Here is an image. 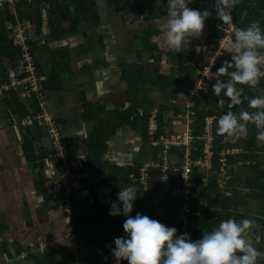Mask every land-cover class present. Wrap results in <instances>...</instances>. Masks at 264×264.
<instances>
[{"label": "trees", "instance_id": "obj_1", "mask_svg": "<svg viewBox=\"0 0 264 264\" xmlns=\"http://www.w3.org/2000/svg\"><path fill=\"white\" fill-rule=\"evenodd\" d=\"M97 1L34 0L18 1L14 5L6 3L0 7V84L9 81L10 69L19 65L21 57L20 49L14 45L10 37L8 23L16 24L27 20L33 24L34 33L37 36V39L30 40V42L38 63L42 88L45 91L59 89L57 85L62 82L63 73L72 69L71 62L74 53L79 55L84 51L94 52L96 43L102 48L105 47L103 35L98 31L100 15ZM107 2L116 12L121 13L124 19L131 13L137 20L143 22V26L134 30V36L140 46L139 53H148L149 59L153 60L147 59L144 62L137 61L124 65L122 78L125 80L126 87L124 91L120 92L119 104L107 115L100 112L102 109L106 111V103L99 101L90 103L88 112L97 115V124L87 138L88 160L96 168H101L105 163L102 158L108 149L107 141L120 126L129 125L147 137L148 117L154 108H158L161 124L159 131H166L165 114L170 109H174L175 113H183L186 110L185 106L181 107L168 99L177 96V89L181 85L186 88L194 86L199 76L198 68L208 63L210 55V48L199 51L193 49L183 54H176L172 50L165 51L161 48L156 38L162 34V31L154 21L168 14V0H107ZM190 6L203 9L202 4L196 0H190ZM234 15L237 27H246L252 21H259L264 27V0H239L234 8ZM215 18L220 17L215 14L214 8L213 16L207 17L210 28V33L207 36L209 44L217 42L222 33L216 28ZM78 33H83L85 40L75 48H70L69 45H50L53 41L65 40ZM164 55L169 57L172 64L168 73L163 72L161 68ZM230 58L231 53L217 56L215 70ZM96 62L98 59L92 65L93 70L100 65ZM88 67L90 68L89 64L84 65V68ZM93 70L90 72L91 74ZM42 74L45 77L41 76ZM218 74L223 79L229 78L226 74ZM217 77L209 80L206 89L194 96L193 134L195 139L193 144L195 148L192 149L191 156L197 158L203 155V135L207 116H214L215 139L213 167L207 169L197 164L192 165L190 210L184 212L182 198L172 195L170 191H163V187L158 183L154 184L153 190L149 193L142 192L139 188L135 204L142 207L143 214L157 218L168 226L177 227L178 234L188 232L193 239L200 238L205 230L208 231L218 226L223 219L235 217L239 220L248 217L254 221L251 226L254 230L252 237L255 239V234H258L262 241L264 240V159H260L258 153L264 152V142L257 141L256 132L258 129L253 122L248 123L247 135L241 133L242 135L230 136L227 133L217 132V121L220 115L229 110L235 113L245 109L250 112L255 111L256 109L249 105L248 98L264 95V78H260L256 86L246 83L239 85L243 88L241 102L229 109L227 103L223 105L219 103V97L212 88ZM148 86L154 87L161 93H166L169 98L166 101L152 99L146 91ZM221 95H223V90ZM33 99L36 102L29 108L20 100L17 92L10 91L0 96V103L5 106L11 122L23 129L24 151L39 168V174L42 177L40 183L44 189H48L43 183L45 182L43 163L49 150L38 146V143L46 135L45 129L37 123L34 127L21 125L23 116L41 109L37 98L33 96ZM229 99V97H225L226 101ZM140 108L143 109V114L139 113ZM227 149L230 151L226 152L224 156L226 157V173L229 178L226 183L221 185L218 171L222 164L221 153ZM184 154V146L174 145L169 152L170 158H173L177 164L182 162ZM160 158L161 154L157 159ZM140 165L142 163L134 168L132 166H113V168L122 176L123 184L130 185L128 174L130 171H137ZM159 171L158 168H154L153 176H156ZM170 174L173 176L172 183L179 185L181 182L177 177L178 172L170 170ZM205 178L208 179L207 183L204 182ZM106 187L110 192L106 189L105 196L112 198L113 189L110 185ZM253 207L255 212L252 211ZM182 215L184 218L180 219L179 216ZM78 216L75 208L73 218L76 222H78ZM77 231L80 238L79 225ZM34 257L37 264L57 263L51 249L36 254Z\"/></svg>", "mask_w": 264, "mask_h": 264}, {"label": "crops", "instance_id": "obj_2", "mask_svg": "<svg viewBox=\"0 0 264 264\" xmlns=\"http://www.w3.org/2000/svg\"><path fill=\"white\" fill-rule=\"evenodd\" d=\"M196 1L202 4V8L211 9L210 16H213L214 0ZM97 6L100 15L98 31L103 35L105 43L101 54L93 51H84L79 55L74 53L72 69L63 73L62 82L57 85L59 89L53 90L57 93L49 96L50 90L46 91V106L55 114L67 142L65 155L69 165L67 169L59 155L45 157L43 183L48 189H44L40 183L42 177L39 168L24 151L23 129L11 122L5 106L0 103V114L7 118H0V264H37L34 255L47 249L52 250L56 264H114L115 258L110 248L115 246V237L125 234L123 222L126 217L123 214L111 215L109 208L111 202L118 199L120 189L128 185L123 184L122 176L113 166L134 168L148 160L157 159L161 154L160 146L151 143L129 125H122L107 141L108 149L102 158L105 163L101 168L94 167L88 160L87 138L97 124V115L88 112L90 103H106V111L102 109L100 112L107 115L119 104L120 92L126 87L122 78L124 65L144 62L150 57L148 53H139L140 46L134 36V30L143 26L141 20H137L131 13L124 19L121 13L109 6L107 0H98ZM167 16L168 14L154 21L162 31L156 40L165 51L183 54L193 49L199 51L205 49V46L210 47L207 40L210 33L207 18L200 35L184 38L182 50L175 51L168 46L165 43ZM219 19L221 18H215L214 22ZM84 40L83 33H78L65 40L53 41L50 45H69L70 48H75ZM97 59L96 63L100 65L93 70L92 65ZM85 64H89L91 70L89 67L84 68ZM161 68L165 73L172 68L166 55L163 56ZM44 74L41 76L45 77ZM66 90L72 93L70 103L66 100ZM189 90L190 88L181 85L173 99H168L166 93H161L154 87L148 86L146 91L152 99H168L183 107L185 102L179 101L182 99L179 94H183L182 97L185 98L190 93ZM23 102L29 108L32 105L31 102ZM177 114L179 113H175L174 109L165 114L166 131L176 132L173 120ZM38 146L51 151L46 135ZM66 170L70 171L69 175ZM129 179L130 185L139 189L138 183L130 177ZM64 182L75 188L74 205L79 214L81 234L78 245H74L67 237L69 225L63 209L64 190L58 188V184ZM107 185L113 189L112 198L105 196ZM137 212L143 213V209L134 201L130 215L134 216ZM40 243L45 244L46 248L38 249ZM22 251L27 252L25 257L21 256ZM121 264H129V261L123 258Z\"/></svg>", "mask_w": 264, "mask_h": 264}, {"label": "clouds", "instance_id": "obj_3", "mask_svg": "<svg viewBox=\"0 0 264 264\" xmlns=\"http://www.w3.org/2000/svg\"><path fill=\"white\" fill-rule=\"evenodd\" d=\"M238 2L214 0L215 14L223 22H231L232 9ZM167 12L165 43L175 51L184 48L186 36L200 35L206 18L212 15L209 8L190 6V0H168ZM233 37L231 58L216 70L229 78L218 76L212 84L219 103H227L229 109L241 102L243 88L239 85L256 86L264 75V27L260 22L252 21L246 27L236 28ZM201 87L196 82L192 92L195 94ZM225 97L230 99L226 101ZM248 103L256 110L223 113L217 121V132L230 136L247 135L248 123L253 122L258 129L257 141L264 142V95L252 96ZM138 191L135 185L121 188L118 199L112 201L109 208L111 215L126 217L123 222L125 234L115 237V246L110 248L114 264H121L123 258L129 264H256L258 257L264 255L250 238L254 224L251 218L223 219L218 226L205 230L200 238L193 240L188 232L178 234L177 227L168 226L147 214L137 212L130 215ZM255 239L260 240V235L255 234Z\"/></svg>", "mask_w": 264, "mask_h": 264}, {"label": "built area", "instance_id": "obj_4", "mask_svg": "<svg viewBox=\"0 0 264 264\" xmlns=\"http://www.w3.org/2000/svg\"><path fill=\"white\" fill-rule=\"evenodd\" d=\"M18 1H34V0H0V7L6 3L14 5ZM232 21L223 22L222 19L217 20L216 28L221 30L222 33L217 42L210 44V55L208 56V63L198 70L199 76L197 83L203 87L197 90L194 94L192 89L196 84L190 88V93L185 96V112L175 115L173 123L181 124L185 118L187 129L183 133H176L170 131L160 132V120L158 115V108H154L148 117L147 124V138L148 140L161 148V158L155 160H148L144 162L137 171L129 173V177L135 182H138L139 188L142 192L149 193L153 190L154 184H161L163 191H170L172 195L179 196L183 200V210L187 212L190 210L191 189L190 183L192 178V165L197 164L207 169L213 167V154H214V116H207L205 122V132L203 135V155L193 158L191 156L192 149L195 148L193 142L195 136L193 134L194 114L193 106L195 104L194 96L198 95L200 91L205 90L208 81L213 77L219 76L215 70V59L219 55L231 53L230 42L232 41L234 30L237 27L235 22L234 8L232 9ZM10 29V37L14 45L20 49L19 65L10 69L9 81L0 84V96L10 91L18 93L20 100L25 102H36L33 96L37 98V102L41 109L27 113L21 118V125L23 127H34L37 123L45 129L46 136L49 138L51 151L48 157L59 155L65 162L66 168L69 169L65 150L67 142L63 136L62 129L56 119L55 114L47 108V93L42 88L41 78L38 70V63L34 56V50L30 40L37 39L34 33V26L30 21L18 22L16 24L8 23ZM207 49V46L204 47ZM264 78V75L261 76ZM205 87V88H204ZM139 113L143 114V109H139ZM184 146V158L180 164L174 162L170 158L169 152L173 146ZM230 150H223L221 153V166L219 167L218 175L220 177V184L226 183L229 176L226 173V157L224 154ZM158 168L160 171L155 176L152 170ZM170 170L178 172V179L181 182L178 184L172 183V174ZM69 175L70 171L66 170ZM153 179V181H151ZM204 182L207 183L208 179L205 178ZM59 189L64 190L63 209L68 219L69 231L67 237L78 245L80 242L79 234L77 231L78 222L73 218L75 213L74 208V192L75 188L68 183L58 184ZM46 245L40 243L38 249L46 248ZM37 249V250H38ZM22 257L27 255L26 251H22Z\"/></svg>", "mask_w": 264, "mask_h": 264}, {"label": "rangeland", "instance_id": "obj_5", "mask_svg": "<svg viewBox=\"0 0 264 264\" xmlns=\"http://www.w3.org/2000/svg\"><path fill=\"white\" fill-rule=\"evenodd\" d=\"M82 30H83V26H82ZM102 47L99 45V44H95V48H94V52H96V54H101V52H102ZM53 93H57L56 91H53V90H50L49 92H48V95L49 96H52L53 95ZM65 93V96H66V100H68V103H70L71 102V99H72V96H71V92H69V90H66V92H64ZM63 94V93H62ZM181 95V98L182 99H180L179 101L181 102H185V98L184 97H182L183 96V94H179V96ZM184 98V99H183ZM71 105V104H70ZM71 106H73V105H71ZM74 107V106H73ZM0 118L1 119H7V118H5V117H3L2 116V114H0ZM173 129H174V131H176V132H179V133H183V131H185L186 129H187V127H186V124H185V119L183 118V120H182V123L181 124H175L174 125V127H173ZM242 135V134H241ZM258 155H259V158L260 159H264V152H259L258 153ZM245 169V168H244ZM246 170V169H245ZM157 200H159L158 198H157ZM252 203L254 204V201H252ZM254 207H255V205H253ZM253 207V208H254ZM243 208V207H242ZM253 212H255V208H254V210H252ZM179 218L181 219V218H184L183 216H179ZM258 226V225H257ZM253 231L254 230H252V233H250L249 235H250V238L252 239V241H253V243H254V245L258 248V249H260V251L262 252V253H264V240H256V239H254L253 237H252V234H253ZM81 239V238H80ZM191 239H193V238H191ZM194 240V239H193ZM239 251V250H238ZM262 262H264V255H261L260 257H258V259H257V261H256V264H262Z\"/></svg>", "mask_w": 264, "mask_h": 264}, {"label": "bare ground", "instance_id": "obj_6", "mask_svg": "<svg viewBox=\"0 0 264 264\" xmlns=\"http://www.w3.org/2000/svg\"><path fill=\"white\" fill-rule=\"evenodd\" d=\"M237 20V19H236Z\"/></svg>", "mask_w": 264, "mask_h": 264}]
</instances>
